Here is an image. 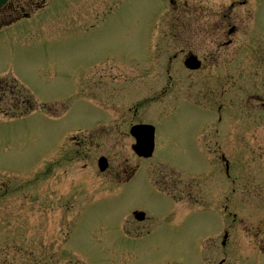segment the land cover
<instances>
[{"label":"rangeland","instance_id":"1","mask_svg":"<svg viewBox=\"0 0 264 264\" xmlns=\"http://www.w3.org/2000/svg\"><path fill=\"white\" fill-rule=\"evenodd\" d=\"M187 1L199 9L215 8L218 2ZM190 8L170 16L168 0H52L48 10L0 33V76L17 77L38 103L52 106L50 111L38 108L15 118L0 115V179L16 178L12 185L24 181L32 166L68 132L93 128L100 114L92 97L78 92L79 71L108 61L112 72H136L139 62L157 57L158 44L169 33L170 20L177 49L183 47L180 41L195 39L199 41L195 50L210 57L200 79L180 75L178 91L173 94L176 98L167 97L164 106L146 113L145 120L152 121L156 129L155 151L151 158L131 159L138 169L133 179L120 189L94 190L111 186L95 169L97 158L109 156L113 167L122 163L127 154L133 155L129 139L114 142L105 150L101 146L91 157L94 164L81 160L79 176L85 191L82 187L83 203L77 212L75 232L64 225L71 260L68 264H73L72 260L75 264H218L221 260L222 264H264V168L252 167L255 157L256 164L258 161L264 167V110L253 108L245 96L252 89L264 94V76L252 75L254 48L263 52L262 60L256 59V63L264 69V0H250L247 6L252 18L243 29L250 52L247 46L219 49L213 44L216 33L210 35L213 24L205 26L203 17L191 15ZM210 19L205 17V21ZM219 108L222 123L216 136ZM202 132V136L209 134L206 141L210 153L218 142L220 151L227 155L230 179L215 160L204 177L205 184L201 178L188 179L190 174L199 175L208 169L207 160L197 150ZM85 163L88 167L84 169ZM148 175L157 189L174 199L176 194L167 191L160 180L164 176L167 180H188L193 191L177 194L182 199L175 201L190 211L202 212L167 217L168 209L174 206L154 190ZM253 177L261 187L255 191ZM234 178L239 188L232 193ZM89 194L94 198L86 203ZM134 209L153 217L152 232L142 238L122 231L124 215ZM206 212L219 217L218 228ZM33 217L36 220L40 215L35 211ZM130 226L142 231L139 223L130 221ZM224 231L228 236L222 247ZM64 236L60 234L57 242ZM63 255L60 253L59 258ZM67 259L66 255L64 264Z\"/></svg>","mask_w":264,"mask_h":264},{"label":"flooded vegetation","instance_id":"2","mask_svg":"<svg viewBox=\"0 0 264 264\" xmlns=\"http://www.w3.org/2000/svg\"><path fill=\"white\" fill-rule=\"evenodd\" d=\"M47 3L48 0H9L6 6L0 9V27L43 11ZM170 4L172 13H181L185 8L191 7L189 10L191 15L203 17L201 22L205 26L213 24L214 31L210 35L216 33L213 44L219 49L247 46L250 52L245 35L247 32L243 29L250 20V9L247 8L250 0H218L216 7L212 9L206 6L204 9H199L187 0H170ZM205 17L211 19L205 21ZM171 21L168 26L169 33L164 34L158 44V55L154 58V62L147 64L139 62L135 73L112 72L106 61L96 64L90 70L84 68L76 74L78 92L87 93L97 102L100 116L93 121L96 130H92L83 138L75 135L64 136L42 157L41 169L37 170L39 181L30 180L31 184H27L24 189L13 188L12 185L0 181V264H59L60 248H58L57 236L61 231V225L64 224V215L67 211L73 210L72 220L68 224L74 226L75 209L80 204L81 160H91L96 145L99 144L98 141L109 145L119 141L126 142L127 139L132 140L127 129L138 124L151 108L154 109L160 102L161 96L168 93L170 99L176 98V94L174 96L173 94L178 91L177 81L180 80V75L187 74L189 78L198 77V79L203 76L202 72L207 67L206 62L209 57L200 56L195 50L199 48V41L195 39L180 41L183 47L177 49L178 44L174 41L171 31ZM254 51L255 54L252 52V56L256 55L257 60H262V56L255 48ZM188 55H195L201 61L198 70L184 72L181 62ZM256 59L253 61L252 58L254 72L252 75L258 78L264 76V69L262 65L256 63ZM200 83L203 85L201 80ZM0 91V101L3 100L4 107H7V98L13 96L14 85L1 80ZM246 95L247 101L253 108L257 110L263 108L262 91L252 89V92L248 91ZM216 143L215 145L218 146L219 143ZM200 148L206 150L201 152V155L207 161H211L210 166L215 165L214 160L217 165L225 161L223 153L219 154L215 150L210 153L207 144L205 146L201 144ZM210 155L214 158H208ZM256 159L258 158H254L255 163H252V167L264 168L260 167L258 161L256 164ZM127 160L125 158L123 164H117L115 167L109 166L105 175L110 173L117 176L119 171H122L128 178L132 177L134 168H126ZM87 167L85 163L84 169ZM208 170L209 163L208 169L201 175V184H205L204 177ZM261 171L264 173V170ZM188 179L192 180V177ZM160 182L167 191L176 194L175 199L179 193L193 191L188 180L186 182L181 178L167 180L164 176ZM238 188V180L234 178L233 192ZM259 188L261 187L253 177L252 190ZM178 198L182 199L180 196ZM7 200L12 201V206ZM35 211L40 215L36 220L33 219ZM168 213L175 214V209L168 210ZM234 219L236 220V215Z\"/></svg>","mask_w":264,"mask_h":264},{"label":"water","instance_id":"3","mask_svg":"<svg viewBox=\"0 0 264 264\" xmlns=\"http://www.w3.org/2000/svg\"><path fill=\"white\" fill-rule=\"evenodd\" d=\"M4 1L5 0H0V6L4 3ZM146 150H147V147L146 146H143L141 149H140V153L142 154V155H146L147 153H145L146 152Z\"/></svg>","mask_w":264,"mask_h":264}]
</instances>
